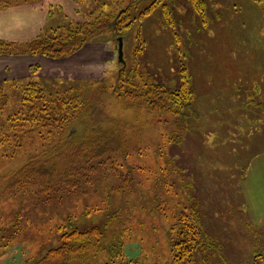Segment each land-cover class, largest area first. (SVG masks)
Instances as JSON below:
<instances>
[{
	"label": "rangeland",
	"instance_id": "1",
	"mask_svg": "<svg viewBox=\"0 0 264 264\" xmlns=\"http://www.w3.org/2000/svg\"><path fill=\"white\" fill-rule=\"evenodd\" d=\"M154 2L29 0L0 6V12L12 11L10 26L0 22V35L14 39L4 47L0 38V194H5L0 250L11 256L15 250L18 262L40 259L59 244L62 231L98 226L103 251L88 264H121L112 257L116 250H123L125 262L180 264L173 261L171 246L182 219L203 237L192 264H260L264 257L263 173L251 169L264 153V4L160 0L141 16ZM128 6L129 28L121 35L115 27L91 35L71 56L52 58L19 48L52 29L64 35L71 25ZM16 21L23 25L16 27ZM119 38L125 63L118 59ZM137 70L141 80L170 90L180 87L185 70L195 95L183 116L161 110L146 115L118 102L119 77L124 84L131 76L139 82ZM30 83L40 84L47 95L78 90L79 100L87 103L80 129L124 128L129 141L123 150L131 154L117 161L116 176L110 161L96 160L95 185L58 204L41 202L33 183L22 190L6 187L12 184L6 177L39 151H46L49 164L56 162L49 151L58 136L26 120L31 105H23V96ZM63 169L72 164L56 167L58 174ZM9 235L13 241L5 249Z\"/></svg>",
	"mask_w": 264,
	"mask_h": 264
},
{
	"label": "trees",
	"instance_id": "2",
	"mask_svg": "<svg viewBox=\"0 0 264 264\" xmlns=\"http://www.w3.org/2000/svg\"><path fill=\"white\" fill-rule=\"evenodd\" d=\"M23 1L29 0H0V6ZM156 2H160V0H156ZM156 2L152 4L151 8L141 13V16L149 14L157 4ZM255 2L264 4V0H255ZM198 9L201 7L198 6ZM165 10L169 14L167 6H165ZM132 23L133 18L130 14V6H128L125 9H120L116 14L102 12L92 22L71 25L64 35H59L57 29H52L51 35L43 38L38 37L19 45V48H22V53L41 54L52 58L68 57L77 53L87 42L89 36L102 33L109 28L111 30L114 27L121 35ZM1 41L5 47L6 41ZM9 45L12 50L17 47L14 43H8ZM182 72L183 81L177 90H170L164 85L141 80L138 78V70L137 75L134 76L140 79L139 82L135 83L131 76L124 84L123 78L119 77V82L117 81L114 89L118 93V97L121 98L117 101L128 109L136 108L146 115L152 110H161L173 116H183V109L189 107L195 93L185 70ZM76 92L78 96L75 94ZM79 97L78 90L71 88L62 94L47 95L38 83H30L24 89L23 105H31L29 107L31 114L26 120L45 126L58 136L57 143H59L49 151L55 153L56 162L49 164V160L43 156L46 151L43 153L39 151L11 176L6 177V182L11 181L12 183L7 184L6 187L22 190L27 183H33L37 186V194L41 202L58 204L65 201L68 196L87 193V189L95 185V180L93 181L91 176L97 170V166L92 165V162L96 160L106 158L110 161L112 175L116 176L114 174L117 170L116 163L121 165L117 161H124L125 157L127 158L131 154L130 151L126 153L123 150L129 141L124 136V128L120 129L117 126L105 129L101 124H97L89 128L84 126L83 129H80L77 123L87 109V103L79 100ZM136 98L144 100H135ZM62 162H65L67 166L72 164V171L63 169L58 174L56 167L60 166ZM62 167L64 168V166ZM119 189V186L115 188V190ZM2 195L5 194H0V196ZM185 220H181L184 222L181 223L182 226L177 231L178 239L173 238L171 251L174 262L192 264L195 251L203 246V237L200 236L201 230L196 225ZM103 237V230L98 226L87 229L73 227L69 231H62L59 235V244L48 249L40 259L31 264H72L73 261L80 264L92 263L103 251ZM4 241L5 249L10 247V243L13 241L12 236L9 235ZM211 243V246H214L215 240L213 239ZM203 248L201 250H207L205 246ZM112 254V257L119 258L121 264H137L133 261H123V250H116ZM107 263L111 264V262Z\"/></svg>",
	"mask_w": 264,
	"mask_h": 264
},
{
	"label": "crops",
	"instance_id": "3",
	"mask_svg": "<svg viewBox=\"0 0 264 264\" xmlns=\"http://www.w3.org/2000/svg\"><path fill=\"white\" fill-rule=\"evenodd\" d=\"M17 11V10H16ZM20 11V10H18ZM12 11L10 12H0V22L3 24V26H10L11 24V18H9ZM13 15V14H12ZM16 18V17H15ZM18 18V16H17ZM16 27H21L23 24L20 23L19 21H16L14 23ZM1 40L8 41V40H14V39H7L4 36L0 35ZM251 169H257L261 170L263 174L262 176V181L264 182V153L256 156V158L253 160V165ZM13 252L14 256H11L12 254L10 252H6V250H0V264H23L22 261L18 262V257L15 256L14 253H16L15 250L11 251ZM262 259V260H261ZM134 260V259H132ZM260 264H264V257H260Z\"/></svg>",
	"mask_w": 264,
	"mask_h": 264
},
{
	"label": "water",
	"instance_id": "4",
	"mask_svg": "<svg viewBox=\"0 0 264 264\" xmlns=\"http://www.w3.org/2000/svg\"><path fill=\"white\" fill-rule=\"evenodd\" d=\"M118 41H119V45H118V54H119V56H118V59H119L120 62L125 63L124 58H123V55H124V53H123V39L119 38Z\"/></svg>",
	"mask_w": 264,
	"mask_h": 264
}]
</instances>
